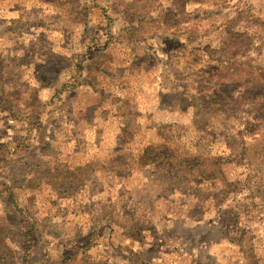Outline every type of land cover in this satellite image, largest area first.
Here are the masks:
<instances>
[{
	"label": "rangeland",
	"instance_id": "rangeland-1",
	"mask_svg": "<svg viewBox=\"0 0 264 264\" xmlns=\"http://www.w3.org/2000/svg\"><path fill=\"white\" fill-rule=\"evenodd\" d=\"M250 69L264 0H0V264H264Z\"/></svg>",
	"mask_w": 264,
	"mask_h": 264
},
{
	"label": "trees",
	"instance_id": "trees-1",
	"mask_svg": "<svg viewBox=\"0 0 264 264\" xmlns=\"http://www.w3.org/2000/svg\"><path fill=\"white\" fill-rule=\"evenodd\" d=\"M252 69H250L247 72V75L251 80L249 81L247 85V89L249 92V101L252 103V108L256 111L261 110L264 111V76L257 74V75H251ZM254 71V69H253ZM231 100V99H230ZM159 147V146H158ZM175 155H173L171 152L165 150L160 152L159 154L157 153L156 158H152L151 161H143V164H156L159 162L158 160H166L168 162L172 161L175 159ZM127 160L122 157H117L114 159V163H122L126 162ZM196 161V160H194ZM147 162V163H146ZM208 166L206 165H201V168H199L200 172L205 173V169L208 168V174H213V175H220V171H218V165L217 162L213 161L212 159L207 160ZM158 164V163H157ZM148 165V164H147ZM170 166V164H167ZM200 167V166H199ZM206 167V168H205ZM204 170V171H203Z\"/></svg>",
	"mask_w": 264,
	"mask_h": 264
}]
</instances>
